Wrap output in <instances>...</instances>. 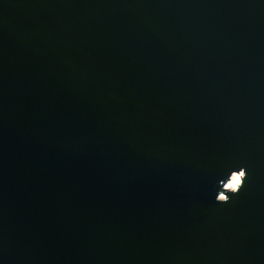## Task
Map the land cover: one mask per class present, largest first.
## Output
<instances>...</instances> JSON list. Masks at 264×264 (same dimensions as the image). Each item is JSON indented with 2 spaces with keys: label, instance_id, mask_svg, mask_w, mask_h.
<instances>
[{
  "label": "water",
  "instance_id": "water-1",
  "mask_svg": "<svg viewBox=\"0 0 264 264\" xmlns=\"http://www.w3.org/2000/svg\"><path fill=\"white\" fill-rule=\"evenodd\" d=\"M0 264H264V0H0Z\"/></svg>",
  "mask_w": 264,
  "mask_h": 264
},
{
  "label": "clouds",
  "instance_id": "clouds-1",
  "mask_svg": "<svg viewBox=\"0 0 264 264\" xmlns=\"http://www.w3.org/2000/svg\"><path fill=\"white\" fill-rule=\"evenodd\" d=\"M247 179L248 173L245 167L231 170L227 178L219 182L215 201L220 204L230 203L231 198L237 196L243 189Z\"/></svg>",
  "mask_w": 264,
  "mask_h": 264
}]
</instances>
